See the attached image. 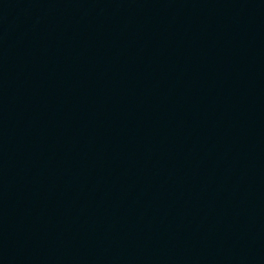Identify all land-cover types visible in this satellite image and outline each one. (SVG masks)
Segmentation results:
<instances>
[{
	"label": "water",
	"instance_id": "water-1",
	"mask_svg": "<svg viewBox=\"0 0 264 264\" xmlns=\"http://www.w3.org/2000/svg\"><path fill=\"white\" fill-rule=\"evenodd\" d=\"M0 264H264V0H0Z\"/></svg>",
	"mask_w": 264,
	"mask_h": 264
}]
</instances>
